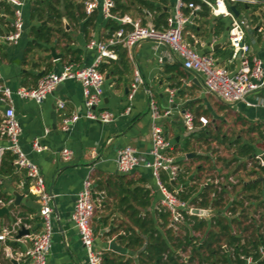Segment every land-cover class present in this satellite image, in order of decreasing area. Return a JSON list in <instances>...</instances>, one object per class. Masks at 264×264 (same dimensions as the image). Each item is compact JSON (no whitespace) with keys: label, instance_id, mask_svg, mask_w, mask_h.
Instances as JSON below:
<instances>
[{"label":"crops","instance_id":"obj_1","mask_svg":"<svg viewBox=\"0 0 264 264\" xmlns=\"http://www.w3.org/2000/svg\"><path fill=\"white\" fill-rule=\"evenodd\" d=\"M174 1L168 0V4L165 6L169 14ZM260 9V11H257L254 21L250 24L246 41L250 43L252 53L264 61V36L258 31V28L264 25V6ZM240 11L242 13V10ZM94 15L93 23L88 27L89 31L87 33L84 30V20L74 23L73 26L69 24L66 27L72 38L70 45L82 49L81 58L78 61L71 60V55L65 56L62 48L55 46V38L54 42L49 44V47L54 46L57 53L62 54L61 58L43 61L42 58L50 50L34 49L28 51V44L32 39L30 33L28 34V30L25 31L19 43L3 45L0 49L2 82L12 88L20 86L33 87L37 84L38 79L36 80L32 75L43 71L48 67L47 65L51 67V71H59L68 62H75L80 65L92 63L96 57V52L86 47L87 41L91 37L102 38L110 31L107 26L108 20L103 17L101 11L96 10ZM150 19L152 20V17ZM76 26L78 27L77 30H75ZM216 30L220 31L219 34L215 33ZM184 37L199 53H212L221 64L228 63L229 57L226 58V55L230 52L228 51L229 25L227 20H225L224 29L222 30L219 27V22L213 16L198 15L193 23L186 26ZM66 41L67 39L61 45L66 44ZM132 54L141 70L145 85L141 86L134 95L133 108L130 114L118 116L115 121L109 124L82 117L69 131L65 132L61 129L63 114L69 115L83 108V87L80 82L75 80L64 81V84L58 89L56 88L42 103H37L33 99L21 98L18 95L13 96L16 115L22 126L21 146L28 156L39 165L48 189L52 190L55 195L53 245L48 254L47 264H89L86 249L72 220L76 196L82 187L83 180L88 175H92L93 178L100 175L102 179H106L109 176L120 174L117 171L116 164L117 150L120 147L131 145L140 152H147L151 148L152 119L149 111V95L145 91V87L152 91L162 111H170L169 115L163 117L160 123L164 126L168 138L172 141L174 145L173 153L181 165H184L187 162L186 160L195 154V152L189 151L192 144L184 148L182 154H177L179 153V146L185 147L187 140H190L187 136L188 131H193L196 128L192 132L193 134L201 132L204 135L208 132L206 131L207 124L215 122L217 117L222 114L217 103L219 98L206 92L203 76L200 73L186 69L182 64L180 55L172 51L168 45L147 39L134 46ZM105 63H110L109 67L116 65L111 61ZM118 65L122 69V73L108 74L107 71L104 72L105 77L109 75V78H106L101 104L103 108L117 115L124 111L128 103L127 96L133 80L134 63L127 55V67L123 68L122 64L119 63ZM169 88L176 89L172 102L168 92ZM61 99L66 101L65 109H59L57 106L58 101ZM248 101L251 102V105L245 102L224 103L230 104L233 113L238 114L246 122L254 124L256 127L261 125L260 127L264 132V88L250 94ZM3 107L0 104V120ZM184 111H189L194 116L192 129H188L185 125ZM201 117H205L207 123H202L200 121ZM36 138L46 147L40 152L33 149V141ZM7 145V139L0 136V148ZM64 147L73 150V156L68 161H63L60 157V151ZM255 147L256 153L264 149V145ZM175 149H177V152H175ZM9 158L11 163L14 164L13 156L8 151L4 154L1 164ZM194 169L195 171L191 172L188 177V181L191 183L199 179L202 166L198 165ZM239 169L241 171L244 168L239 167ZM213 171L208 172V174H213ZM255 174L257 175L251 176L244 184L260 177L264 184L262 171L256 169ZM120 175H125L122 184L124 187L127 186L129 190H133L135 187L149 190L147 200L150 202L148 205L139 204L141 197L142 202H145L146 199L144 194L141 193L142 191L138 193V200L130 198L132 203L144 215L146 213L155 214L156 210L160 211L162 194L150 169L140 167L131 174ZM0 184V198L3 201H6L8 197L9 200H14L13 191L15 190L26 194L22 204L12 210L10 216L5 215L0 218V230L12 227L16 221L21 219L27 225L26 228L29 229L30 234L38 232L42 227V219L36 198L27 190L25 171L14 166L11 172L0 173ZM120 185L119 181H117V184L114 181L109 190H96L95 197L98 203L92 221L95 248L102 250L104 255L108 253L113 257L111 252H116L137 260L139 250H130L126 244L117 239V243L126 246L128 252L120 253L111 250L109 249V242L115 238L104 235L105 232L110 230L112 222L122 220L129 222V218L124 211L126 204L119 206L120 199L125 194ZM182 185L185 186V183ZM108 191L112 194L109 195ZM102 199L108 200L110 208L101 206ZM28 201H31V204H28ZM104 216H111L107 224L102 221ZM208 223L210 224V222ZM243 234L238 235L241 236V242L247 244L249 239H246ZM17 235V239L6 242L0 241V264H7L10 261L14 264H27L25 257L21 256V252L30 243L29 234L20 239ZM259 237L262 239L261 236ZM262 242L261 240V244ZM246 248L251 249V245L246 246Z\"/></svg>","mask_w":264,"mask_h":264},{"label":"built area","instance_id":"obj_2","mask_svg":"<svg viewBox=\"0 0 264 264\" xmlns=\"http://www.w3.org/2000/svg\"><path fill=\"white\" fill-rule=\"evenodd\" d=\"M6 1L11 4L13 11L11 16L0 12V17L3 15L8 21L2 22L0 19V43L4 45L17 44L28 26L24 8L28 3H33L35 0ZM238 3L245 4L248 8L247 5L261 4L264 3V0H200V2L175 0L167 17L166 25L162 27H157L150 19L152 17L151 12H146V16H144L146 22L144 23L143 17L136 18L130 14L119 15L115 13L113 11L116 7L115 0H84L83 5L87 15L100 10L105 19H115L120 24L117 29L110 30L106 36L102 38L91 37L87 41L86 47L96 52V57L92 63L87 65H80L75 62L65 63L61 70L43 74L33 87L12 88L2 82L3 77L0 73V104L4 106L1 112L0 136L8 141L6 147L0 148V164L4 154L8 151L13 156L14 165L25 171L27 190L36 198L42 219L41 229L28 235L30 243L21 252V256L25 257L27 264H47L48 254L53 245L55 195L52 190L48 189L39 165L28 156L21 146L22 126L16 115L13 96L18 95L21 98L33 99L37 103H42L61 82L75 80L80 82L83 87V108L69 115L63 114L61 129L65 132L69 131L82 117L109 124L115 121L118 116L130 114L133 108L134 95L141 86L145 85V80L135 62L132 49L141 41L149 39L168 45L172 51L180 55L182 64L186 69L200 73L204 78V87L207 93L226 103L245 102L251 105L248 96L264 88V61L252 53L251 45L246 41L247 31L254 19L246 18L241 11L237 16L231 9V5ZM204 6L209 8L211 16L221 17L228 21L231 51L227 64H221L212 53H199L184 37L186 26L193 23ZM258 31L264 36V25H261ZM123 49L127 51L128 58L134 63V71L127 96V106L123 112L117 115L101 105L106 77L99 66L102 63L117 60L118 51ZM145 91L149 95V111L152 119L151 148L147 152H140L131 145L120 147L116 157L118 173L131 174L140 167L150 169L162 194L161 209L169 214L170 226L173 228L178 229L180 225L189 220L195 221V218L215 223L219 214L229 219L236 218L238 215L232 209V203L226 209L223 206L218 209L212 205L203 207L199 204L201 199L193 201L192 197L183 198L181 196L185 186L178 180L184 168L173 153L174 145L168 138L164 126L160 123L161 119L168 116L170 111H162L152 91L147 87H145ZM168 92L172 102L176 89L169 88ZM57 106L59 109H65L66 101L64 99L59 100ZM183 119L186 127L192 129L194 123L192 113L184 111ZM200 121L204 124L207 123L205 117H201ZM45 148L39 139L36 138L33 141L35 151L40 152ZM72 156L73 150L70 148L64 147L60 151V157L63 161L70 160ZM250 160L251 163L255 164L257 170L263 171L264 149L251 156ZM163 176L166 179H163ZM171 183L174 184V189L170 188ZM238 183L239 180L234 173H226L222 177H209L202 185L212 186L215 191L211 193V197L216 198L217 194L229 192ZM95 195V180L92 175H88L77 193L72 220L86 249L89 264H103V251L95 248V234L92 227L98 203ZM12 201V199L6 201L0 199V206ZM196 209H201V211L196 212ZM23 226L27 227L19 219L12 227L3 228L0 230V241L6 242L17 239L16 235ZM258 232L263 239L258 250L261 257H264V224L262 229L258 228ZM244 244L242 243V245ZM223 246L229 251H231L230 249L234 250L228 244ZM251 253L249 248L246 253L241 255L246 264L256 263ZM7 264L14 263L10 261Z\"/></svg>","mask_w":264,"mask_h":264},{"label":"trees","instance_id":"obj_3","mask_svg":"<svg viewBox=\"0 0 264 264\" xmlns=\"http://www.w3.org/2000/svg\"><path fill=\"white\" fill-rule=\"evenodd\" d=\"M194 1L200 2V0ZM115 2L116 7L113 11L119 15L131 14L133 10H137L143 17V22L145 23L146 19L144 16H146V12H151L152 21L157 27L166 25L169 12L165 9V6L168 4V0H115ZM236 6L239 11L246 7L245 4L240 3ZM247 6L250 7L251 5ZM12 11V6L8 1H0V12H4L5 15L11 16ZM199 15L205 17L210 16L209 8L204 6ZM94 16V13H92V15H87L84 10V5L77 4L74 0H35L31 6V19L32 21L36 20L38 23H34L31 27L30 34L32 39L29 41V49L27 50L31 51L39 49L49 51V44L54 42L53 40L56 33H59L61 35L55 38V46L61 47L65 56L71 55V60H80L82 49L74 48L70 45L72 38L68 34V31L66 30L67 26L63 24V21L64 19H67L69 24L72 25L74 23H79L80 20H84V30L87 33L89 31L88 27L93 23ZM214 18L219 22V27L223 30L226 19L221 17ZM0 19L2 22H8L3 15ZM44 21H46V23H44ZM107 26L113 31L117 29L120 24L115 19H109ZM127 27L130 26L127 25ZM219 32L220 31L218 30L215 31L216 34H219ZM62 38L67 39L66 42L68 44L61 45L63 43L61 41ZM3 45L4 44L0 43V49ZM118 53V59L111 60V62L116 63V65L109 67L110 63L100 64L99 68L102 72L107 71L108 74L122 73V69L119 67L118 63L122 64L123 68L127 67V51L123 49L119 50ZM42 60L47 61L48 59L43 57ZM47 66L48 67L43 69L44 73L52 70L49 65ZM32 77L36 80L40 78L38 74H33ZM260 126L258 125L256 130H260V134L264 138V132ZM188 140L185 148L190 145V140ZM234 142L239 143L240 139H236ZM255 153L256 147L253 144H244L240 147V154L243 156L249 157L253 156ZM14 166L15 165L11 163L10 158L6 159L0 166V173L11 172ZM262 173H264V168ZM182 174L180 175L178 182L182 184L185 183L186 186L184 192L181 193L183 198L192 197L193 201L201 199L199 204L203 207L210 205L217 207L218 209L222 207V194H224V192L217 194L216 198H212L211 193L215 191L212 186L202 185L201 189L198 191L195 189L194 185H192L193 182L191 183L188 181L189 175ZM124 176L125 175L117 174L102 179L99 175L94 178L95 190H109L110 185L112 186L114 181L116 184L117 181L121 183L120 186L125 194L124 197L120 199L119 206L126 204V209L124 211L129 218V222L124 227H122L121 224L115 225V223L112 222L113 224L111 225L110 230L105 232L104 235L115 238L121 243L126 244L130 250H139V252L137 260L125 254L111 252L113 254L112 257L107 253L103 256V264H218L217 262L220 264H246V261L241 255L246 253L248 249L246 246L248 245H251L250 251H252L251 254L256 260L255 264H264V257H261L258 250L261 245V240H263L259 237L258 228L262 225H256V227L255 225H251V227L250 225H246L245 227L243 226L240 228V230H242L240 233H245L248 232L250 228L254 227L252 237L248 240L247 244L242 245L241 236L237 235L238 233H230L232 229L231 223L236 221V219H229L219 214L215 223H210V226L218 227V230L214 231V229L210 227L205 233L202 243H193L195 237L188 232L185 233L184 238H181L180 235L174 234L173 227L170 226V216L162 209H160V211L156 210L155 214L146 213L144 215L141 210L132 203L130 198L138 200V193L142 191L141 193L144 194L146 199L145 202H142L141 197L139 204L148 205L150 202L147 200V198H149V190L142 187H135L133 190H129L127 186L124 187L122 184ZM163 179H166V177L163 176ZM169 186L171 189H174L173 183ZM244 188L247 190L258 189L259 194L255 195V197L259 198L260 195L263 194L264 184L260 177L244 184ZM108 193L109 195L112 194L109 191ZM8 198L7 200H9ZM108 203V200L102 199L101 206L110 208ZM109 219L110 216H104L102 221L104 224H107ZM208 224L207 221H201L195 218V221L189 220L185 224L180 225V227H185V229L189 231L191 229H202ZM162 226H166V229L162 230ZM121 227L123 228L122 230H120ZM224 238L227 240V244L234 248L233 251H229L223 246L224 243L221 242ZM188 246H192L191 253L187 256H183L182 253ZM216 246H218V248H216ZM220 253L222 254V257H220L221 259L219 258Z\"/></svg>","mask_w":264,"mask_h":264},{"label":"rangeland","instance_id":"obj_4","mask_svg":"<svg viewBox=\"0 0 264 264\" xmlns=\"http://www.w3.org/2000/svg\"><path fill=\"white\" fill-rule=\"evenodd\" d=\"M77 4H83L84 0H74ZM264 4V3H263ZM261 4L251 5L247 9H242V15L249 19H255L257 11H260L261 7L264 6ZM31 6L32 3H28L24 8L25 18L28 23V34L31 32V27L34 23H38L36 20L32 21L31 19ZM132 17L138 18L141 16L137 10H133L130 14ZM68 20H64L63 24L67 25ZM73 26V24H72ZM77 26L75 30H77ZM31 35V34H30ZM61 34L56 33L55 38L59 37ZM65 38H62L61 41H65ZM34 41V39H33ZM230 52V47H228ZM218 108L221 110L222 114L217 117L215 122L207 124L206 131L204 135L201 132H192L188 131L187 136L190 138L191 147L189 151L195 152L194 156L188 158L186 163L183 165V174L189 175L191 172L195 171V167L198 165L202 166L201 174L199 179L193 182L196 190H200L202 187V182L208 177L214 176H225L226 173H234L239 180V183L230 189L229 192L222 194V206L224 209L229 207L232 203V209L238 215L231 223L232 229L230 233H240V228L246 225H262L264 224V206H263V194L259 198H256L255 195L259 194V190H247L244 188V183L251 176H255L256 168L255 164L251 163L250 156H243L240 154V147L244 144H253L255 146L264 145V138L260 134V131L256 130V126L249 122H246L238 114L233 113L231 105L217 100ZM198 124V123H197ZM199 130V128H198ZM172 132V131H171ZM193 139V140H192ZM236 139H240L239 143H235ZM178 148V147H177ZM184 146H179L177 154H182L184 151ZM177 152V149H175ZM240 168H244L241 169ZM214 170L213 174H208V172ZM260 174V173H259ZM111 218V216H110ZM110 221V219H109ZM126 226L128 222L115 221V225ZM261 226V228H262ZM120 228L122 230L123 228ZM213 228L214 231L218 230V227H212L210 224L206 225L202 229H191L187 231L185 227H179L178 229L173 228L174 234L180 235L181 238H184L185 233H189L195 240L193 243H202L205 233L209 228ZM162 230L166 229V226L161 227ZM254 232V227L250 228L248 232H245L243 236L246 239H250ZM221 243L227 244V240L224 238ZM218 248V246H216ZM192 246H188L185 251H181L183 256H187L191 253ZM104 256V253H103ZM222 257L220 253L219 258ZM221 259V258H220ZM220 264L219 262H217Z\"/></svg>","mask_w":264,"mask_h":264},{"label":"water","instance_id":"obj_5","mask_svg":"<svg viewBox=\"0 0 264 264\" xmlns=\"http://www.w3.org/2000/svg\"><path fill=\"white\" fill-rule=\"evenodd\" d=\"M231 9L237 16L240 14V12H239L238 8L236 7V5H231ZM44 23H46V21H44ZM66 24L68 25V23H66ZM49 49H50V51L47 52L45 54V56H44L46 59H48V60H58V59L61 58L62 54L57 53L56 48L54 46H50ZM229 56H230V54H227L226 58H228ZM38 74L40 76H42L44 74V70L40 71ZM106 78H109V75H107ZM63 84H64V82H61L57 86V89ZM190 154H193V153H190ZM13 195L15 196V198H14V200L12 202L0 206V218L4 217L5 215L10 216L11 215V211L16 209V208H18L22 204V202L24 201V199L26 197L25 193H21L18 190L13 191ZM28 204H31V201H28ZM195 211L196 212H200L201 209H196ZM28 234H30L29 229H27L26 227L23 226L19 230L17 237L21 238V237H23L25 235H28ZM109 249L117 251V252H120V253H127L128 252L127 247L118 244L116 239H111L110 240Z\"/></svg>","mask_w":264,"mask_h":264}]
</instances>
